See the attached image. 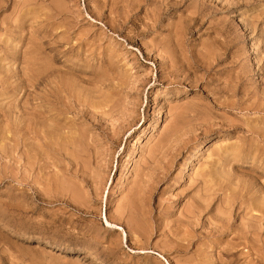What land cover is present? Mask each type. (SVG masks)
I'll use <instances>...</instances> for the list:
<instances>
[{"label":"rangeland","instance_id":"obj_1","mask_svg":"<svg viewBox=\"0 0 264 264\" xmlns=\"http://www.w3.org/2000/svg\"><path fill=\"white\" fill-rule=\"evenodd\" d=\"M262 110L264 0H0V264H264Z\"/></svg>","mask_w":264,"mask_h":264},{"label":"bare ground","instance_id":"obj_2","mask_svg":"<svg viewBox=\"0 0 264 264\" xmlns=\"http://www.w3.org/2000/svg\"><path fill=\"white\" fill-rule=\"evenodd\" d=\"M187 1V0H186ZM178 4V3H177ZM201 4V3H200ZM210 7V6H209ZM209 9H211V8H209ZM186 10V9H185ZM156 11V10H155ZM203 12V11H202ZM197 14V13H196ZM203 16V15H202ZM195 20V22H196V19H194ZM193 21V20H192ZM195 22H194V24H195ZM197 22H198V19H197ZM194 27H196V26H194ZM198 27V26H197ZM189 28V27H188ZM249 31V30H248ZM249 33H251V31H249ZM58 51V50H57ZM56 52V51H55ZM54 52V53H55ZM59 52V51H58ZM58 52H56L57 54H59L60 55V53H58ZM62 53V52H61ZM212 53V52H211ZM211 53L209 52V56H211ZM52 54H53V52H52ZM52 54H51V57H52ZM64 54H65V52H64ZM63 54V55H64ZM49 55H50V53H49ZM207 55V54H206ZM206 55H205V57H206ZM56 56V55H55ZM204 57V58H205ZM212 57H215V55L213 56L212 55ZM220 57V56H219ZM55 58V57H54ZM62 58V57H61ZM200 58H202V56L200 57ZM210 58V57H209ZM215 58H217V57H215ZM48 59H51V58H48ZM63 59V58H62ZM222 59V58H221ZM58 60V59H57ZM201 61H202V59H200ZM205 60V59H204ZM203 60V61H204ZM207 60V59H206ZM211 60V59H210ZM214 60V59H213ZM219 59L217 58L216 60H214V62L215 61H218ZM52 61V60H51ZM54 61V60H53ZM55 61H56V58H55ZM196 62H200V61H196ZM212 62V61H211ZM52 63V62H51ZM57 63V62H56ZM59 64V63H58ZM198 64H200V63H198ZM210 64V63H209ZM208 64V65H209ZM40 65V64H39ZM41 65H43L42 63H41ZM40 65V66H41ZM52 65V64H51ZM201 65V64H200ZM206 65V64H205ZM53 66H55V65H53ZM174 66V65H173ZM202 66V65H201ZM209 66H211V65H209ZM39 67V66H38ZM52 67V66H51ZM63 67V66H62ZM62 67H61V69H62ZM208 67V66H207ZM246 67V66H245ZM244 67V68H245ZM34 68V67H33ZM43 68V67H42ZM47 68V67H46ZM52 68H54V67H52ZM51 68V69H52ZM56 68H58L59 69V71H60V68L59 67H56ZM210 68V67H209ZM209 68H207V69H209ZM45 68H43V70H44ZM247 69V68H246ZM48 71L50 70L49 68L47 69ZM53 70V69H52ZM51 70V71H52ZM72 70V69H71ZM71 70H69V71H71ZM46 71V70H45ZM47 71V72H48ZM75 71V70H74ZM179 71V70H178ZM40 71L38 70V68H37V70H36V74L38 75V73H39ZM67 72V71H66ZM182 72V71H181ZM42 73V72H41ZM244 73H245V71H244ZM33 75V74H32ZM59 75H61L60 73H59ZM240 75H242V74H240ZM243 75H246V74H243ZM42 76V75H41ZM46 76V75H45ZM53 76V75H52ZM55 76V75H54ZM65 75H63V77H64ZM38 77H40V76H38ZM59 77V76H58ZM66 77V76H65ZM242 77H244V76H242ZM247 77V76H246ZM37 78V77H36ZM42 78V77H41ZM51 78V77H50ZM67 78V77H66ZM241 78V77H240ZM38 79V78H37ZM40 79V78H39ZM59 79V78H58ZM58 79H56V82L54 81H52L50 84L48 83V86L47 87H49L48 89L46 88V90H45V92L47 91L48 92V94H49V89H53L54 90V88L55 87H58V89L59 90H62V89H64V87L66 86V84H65V86H63L62 84L65 82H63V80H61V85H62V87L63 88H61V85H60V83L59 82H57V80ZM60 79H62V78H60ZM242 79V78H241ZM246 79V78H245ZM33 80V79H32ZM36 80V79H35ZM46 80H48V79H46ZM50 80H53V79H50ZM73 80V79H72ZM29 81V80H28ZM27 81V82H28ZM37 81V80H36ZM59 81V80H58ZM77 81V80H76ZM233 81H235V80H233ZM246 81V80H245ZM23 82V81H22ZM35 82V81H34ZM68 82V81H67ZM78 82V81H77ZM39 83V82H38ZM53 83V84H52ZM74 83V82H73ZM72 83V84H73ZM76 83V82H75ZM247 83V82H246ZM23 84V83H22ZM35 84V83H34ZM43 85H44V83H42ZM51 84L52 85H54V86H51ZM241 84V83H240ZM243 84V83H242ZM241 84V85H242ZM24 85H27V84H24ZM39 85H41V84H39ZM74 85V84H73ZM78 85V84H77ZM77 85H76V87H77ZM45 86L46 85H44V87L42 88V87H40V88H42V90L43 89H45ZM99 86V85H98ZM239 86V85H238ZM244 86V85H243ZM33 87V86H32ZM80 87V86H79ZM79 87H77V89L79 88ZM86 87V86H85ZM84 87V88H85ZM5 88V87H4ZM35 88H37V87H35ZM69 88V87H68ZM87 88H89V87H87ZM221 88V87H220ZM226 88V87H225ZM229 88V87H228ZM75 89V88H74ZM83 89V88H82ZM232 89V88H231ZM52 90V91H53ZM69 90H70V88H69ZM81 89H79V91H80ZM89 90V89H88ZM233 90V89H232ZM40 91V90H39ZM64 91V96H65V93H66V91H67V89H65V90H63ZM63 91H62V93H63ZM84 91H85V89H84ZM83 91V92H84ZM41 92V91H40ZM58 92V91H57ZM69 92V91H68ZM81 92H82V90H81ZM80 92V93H81ZM89 92H91L90 90H89ZM234 92V91H233ZM233 92H231V93H233ZM33 93H36V92H33ZM42 94L44 93V91L43 92H41ZM98 93V92H97ZM231 93H229V94H231ZM54 94H56L55 92H54ZM77 94H79V93H77ZM39 95H40V93H39ZM45 95V94H44ZM47 95V94H46ZM59 96H60V94H58ZM63 95V94H62ZM234 95V94H233ZM51 96V94L49 95V97ZM55 96H57V95H55ZM63 96V97H64ZM86 96V95H85ZM88 96H90V94H88ZM88 96L86 97V98H88ZM93 96H95V95H93ZM92 96V97H93ZM118 96V95H117ZM231 96V95H230ZM245 96H246V94H245ZM32 97H35V95H33ZM37 97V96H36ZM40 97H42V96H40ZM48 97V98H49ZM66 97V96H65ZM69 95H68V98L66 99V101H65V99H63L65 102H62L63 104H62V106H61V109H59V108H57V106H53L52 108L50 107V104H49V101L51 100L50 98H49V100L47 99V98H45L46 100H48V106L49 107H46V108H43L44 110H42V107H44L43 105V103L40 101L39 102V100H41L40 98H35V100H36V104H34V105H36V108L34 109V107H32L33 109H34V111H36L35 113H34V117H35V121L33 120V127H35V128H33L34 129V131H37L36 132V134L35 135H38V134H42V136L40 135L38 138L41 140V141H44V143H45V145H47L49 142L48 141H52V138L50 139V133H52V132H50L51 130L49 129V124H48V122H50V123H55V127H56V130L55 131H61L62 129H64V127H62L60 124H59V126H57L58 125V123H56V119H59L58 117L59 116H63L65 113H68V111L69 110H73L75 107H70V103L72 102L73 103V101H71V100H69ZM95 97H97V96H95ZM232 97V96H231ZM256 97V96H255ZM44 97H42V99H43ZM55 98V97H54ZM90 98V97H89ZM94 98V97H93ZM232 98H234V97H232ZM56 99V98H55ZM55 99H54V101H55ZM92 99V98H91ZM90 99V100H91ZM98 99V98H97ZM103 99V98H102ZM35 100H34V102H35ZM58 100V99H57ZM56 100V101H57ZM60 100V99H59ZM86 101L88 100V99H85ZM93 100V99H92ZM243 100V99H242ZM33 101V100H32ZM43 101V100H42ZM104 101V100H103ZM120 101V100H119ZM231 102H232V100H230ZM229 101V102H230ZM239 101H241V100H239ZM50 102H52V101H50ZM93 102L94 103H96L95 102V100H93ZM106 102V101H105ZM44 103H45V101H44ZM47 103V102H46ZM53 103V102H52ZM55 103V102H54ZM57 104H59L58 102H56ZM55 103V104H56ZM236 103V102H235ZM238 103V102H237ZM54 104V105H55ZM69 104V105H68ZM90 104V103H89ZM124 104V103H123ZM230 104H233V102L232 103H230ZM27 105H29V104H27ZM74 105H76V104H74ZM79 105V104H78ZM88 105V104H87ZM97 105V103L94 105V106H96ZM234 105V104H233ZM261 105V104H260ZM47 106V105H46ZM236 106H237V104H236ZM251 106V105H250ZM27 107V106H26ZM92 107V106H91ZM228 107H230V106H228ZM260 107V106H259ZM32 111H33V109L31 108V107H29ZM231 108H235V106H232L231 105ZM230 108V109H231ZM246 108H247V106H246ZM250 108V107H249ZM25 109V108H24ZM57 109H59V111L57 110ZM248 109V108H247ZM259 109V108H258ZM263 109V108H262ZM78 110V109H77ZM82 110H85V108L84 109H82ZM232 110V109H231ZM86 111V110H85ZM88 111V110H87ZM257 111V110H256ZM263 111V110H262ZM26 112V111H25ZM29 112V111H28ZM80 112H81V110H80ZM96 112V111H95ZM264 112V111H263ZM81 113H83V112H81ZM86 113V112H85ZM84 113V114H85ZM88 113V112H87ZM254 113V112H253ZM42 114V115H41ZM126 114V113H125ZM43 116L44 118L42 119V117L41 116ZM175 115V114H174ZM74 116V115H73ZM85 117H86V115H84ZM83 117V116H82ZM23 118V116L21 117V119ZM175 118V117H174ZM177 118V117H176ZM121 120V119H120ZM22 121H23V119H22ZM26 121V120H25ZM60 121V119L58 120V122ZM34 123H35V125H34ZM21 124V123H20ZM24 124V123H23ZM28 124V123H27ZM26 124V125H27ZM31 125H32V123H31ZM92 125V124H91ZM21 126V125H20ZM24 126V125H23ZM28 127V126H27ZM24 128V127H23ZM32 128V127H31ZM208 129V128H207ZM251 129V128H250ZM87 130V129H86ZM172 130V129H171ZM254 130V129H253ZM256 130H257V128H256ZM255 130V131H256ZM77 131H79V130H77ZM123 131V130H122ZM186 131V130H185ZM194 131V130H193ZM250 131V130H249ZM258 131V130H257ZM39 132V133H38ZM59 132H57V133H59ZM61 132H63V131H61ZM68 132V131H67ZM191 132V131H190ZM260 132V131H259ZM258 132V133H259ZM34 133V132H33ZM56 133V132H55ZM76 133H78V132H76ZM189 133V132H188ZM192 133V132H191ZM257 133V132H256ZM59 134H61V133H59ZM59 134H57V136L59 135ZM80 133H78V134H76V136L77 135H79ZM53 135H56V134H53ZM68 135V134H67ZM91 135V134H90ZM184 135H186V133L184 134ZM183 135V136H184ZM254 135H255V132H254ZM253 135V136H254ZM259 135V134H258ZM262 135V134H261ZM260 135V136H261ZM70 136V135H69ZM68 136V137H69ZM56 137V136H55ZM82 137V135L80 136V138ZM257 137V136H256ZM20 138V137H19ZM58 140H59V138H60V136H59V138L58 137H56ZM62 138V137H61ZM67 138V137H66ZM77 138V137H76ZM76 138H75V140H76ZM63 139H65V138H63ZM62 139V140H63ZM68 140H70L69 138H67ZM67 139H65V140H67ZM83 139V138H82ZM82 139H81V141H82ZM31 140V139H30ZM37 140V139H36ZM56 140V139H55ZM74 140V141H75ZM79 139L77 138V141H78ZM87 140V139H86ZM165 140V139H164ZM72 141H73V139H72ZM71 141V142H72ZM72 142V143H76V142ZM114 141V140H113ZM24 142V141H23ZM59 142H60V140H59ZM58 142V143H59ZM66 142H69V141H66ZM43 143V142H42ZM102 143V142H101ZM28 144H30V143H28ZM69 144V143H68ZM75 146H77V144H74ZM71 146H72V144H71ZM254 146V145H253ZM255 146H257V145H255ZM49 147V146H48ZM70 147V146H69ZM68 147V148H69ZM73 147V146H72ZM77 147H79V146H77ZM31 148V147H30ZM76 148V147H75ZM257 148H259V147H257ZM25 149H27V148H25ZM50 149V148H49ZM35 150V149H34ZM38 150V149H37ZM36 150V151H37ZM240 150V149H239ZM258 150V149H257ZM256 150V151H257ZM47 151V150H46ZM49 151H51V150H49ZM65 151V150H64ZM238 151V150H237ZM260 151V150H259ZM29 152V151H28ZM54 152V151H53ZM69 152V151H68ZM67 152V153H68ZM235 152V151H234ZM241 152V151H240ZM239 151H238V154L240 153ZM44 153V152H43ZM66 153V154H67ZM237 153V152H236ZM242 153V152H241ZM248 154H250L249 153V151L247 152ZM46 154V153H45ZM51 154V153H50ZM91 154V153H90ZM227 154V153H226ZM226 154H225V156H226ZM247 154V155H248ZM1 155V154H0ZM22 155H24V154H22ZM21 155V156H22ZM95 155H97L96 153H95ZM244 155H246L245 153H244ZM244 155H243V157H244ZM246 155V156H247ZM35 156V155H34ZM41 156V155H40ZM70 156H72V155H70ZM81 156V155H80ZM224 156V157H225ZM228 156V155H227ZM239 156V155H238ZM250 156V155H249ZM257 156V155H256ZM32 157V156H31ZM30 157V158H31ZM73 157V156H72ZM236 157V156H235ZM242 157V158H243ZM33 158V157H32ZM74 158H75V156H74ZM74 158H72V159H74ZM101 158V157H100ZM235 159H237V158H235ZM245 159V158H244ZM57 160V159H56ZM239 160V159H238ZM246 160V159H245ZM30 161V160H29ZM35 161H36V159H35ZM72 161V160H71ZM240 161H241V159H240ZM21 162V161H20ZM32 162V161H31ZM33 162H34V160H33ZM37 162V161H36ZM40 162H41V160H40ZM67 162V161H66ZM248 162V161H247ZM38 163V162H37ZM262 166H263V164H261ZM260 165V169H261V166ZM79 166V165H78ZM194 166H195V163H194V161L191 159L190 160V162L188 163V167H187V169H192V168H194ZM258 167V166H257ZM264 169V168H263ZM258 170H259V168H258ZM260 171H264V170H260ZM56 177V176H55ZM254 178V177H253ZM252 178V179H253ZM259 178V177H258ZM91 179V178H90ZM251 179V180H252ZM255 179V178H254ZM63 181V180H62ZM254 182H256L257 181V179L256 180H253ZM254 182H252L253 183V185L252 186H254ZM257 184V183H256ZM239 185H241V183L239 184ZM258 185V184H257ZM229 187V186H228ZM255 187V186H254ZM259 187V186H258ZM248 188V187H247ZM246 188V189H247ZM249 188H251V186L249 187ZM260 188L262 189L261 190V192L259 191L260 190ZM244 189V188H243ZM255 189V188H254ZM253 190V189H252ZM250 191V192H253V193H251L249 196H250V200H251V202H249L250 200H249V196L246 198L247 200H248V202L249 203H252V206H253V208H252V211L253 212H256L257 213V215L256 214H254V215H249L250 217H251V219H248L247 221L249 222L248 224L246 223V227H243V228H240V229H238V230H236V229H234L233 230V232H231L230 234L231 235H234L235 237L234 238H236V240L238 241H236L237 242V244H235V243H233V245L232 246H230V250H228V251H231V252H233L234 253V250H237L238 248H236V247H240L241 245H249L250 247L248 248V249H250V251L252 250V251H254V252H256V254L258 255V256H260L261 258H264V229H262V227L261 228H258L257 229V227L256 226H254L253 225V223H258V222H260L261 221V224L263 223L264 224V186H263V188L262 187H259V190L258 189H256V191ZM259 192H258V191ZM212 191V190H211ZM245 191V190H244ZM247 191H249V190H247ZM246 191V193L247 194H249L248 192ZM85 194V193H84ZM94 195V194H93ZM247 196V195H246ZM245 196V197H246ZM240 198H243V196L242 197H240ZM126 204H128V203H126ZM240 204V203H239ZM125 205V204H124ZM243 205V204H242ZM132 206V205H131ZM127 208L126 209H129V205H127L126 206ZM194 208V207H193ZM240 208H241V206H240ZM239 208V209H240ZM191 209V208H190ZM238 209V210H239ZM242 209V208H241ZM232 213V212H231ZM243 213V212H242ZM236 214V213H235ZM244 214H245V211H244ZM247 214H249V213H246L245 215H247ZM239 215V214H238ZM242 215V214H241ZM244 215V216H245ZM237 216V215H236ZM238 217V216H237ZM243 217V216H242ZM242 217H241V219H242ZM248 217V216H247ZM220 218V217H219ZM246 218V217H245ZM249 218V217H248ZM222 219V218H221ZM240 219V220H241ZM243 220V219H242ZM245 220V219H244ZM246 221V220H245ZM217 222V221H216ZM220 222V221H219ZM244 224V223H243ZM260 224V223H259ZM260 224V225H261ZM223 225H225L224 223H223ZM114 226V225H113ZM217 226H218V228H219V225L217 224ZM225 227H226V225H225ZM224 227V228H225ZM228 227V226H227ZM241 227V226H240ZM252 227H254V228H252ZM264 227V226H263ZM224 228H222V229H224ZM238 228V227H237ZM213 229V228H212ZM226 229V228H225ZM228 229V228H227ZM226 229V230H227ZM233 229V228H232ZM232 229H230V231L232 230ZM218 231V230H217ZM229 231V230H228ZM224 232H225V230H224ZM212 233V232H211ZM218 233V232H217ZM220 233V232H219ZM223 233V232H222ZM213 234V233H212ZM228 234H229V232H228ZM227 234V235H228ZM229 234V235H230ZM213 236V235H212ZM214 236H215V234H214ZM233 238V239H234ZM209 239V238H208ZM44 247V246H43ZM42 246H41V244H37L34 248H36V249H41V248H43ZM242 247H244V246H242ZM247 249V248H246ZM64 250H66V249H64ZM67 252H69L70 250H66ZM240 251V250H239ZM230 253V252H229ZM237 253H239V252H236V254ZM251 253V252H250ZM249 253V254H250ZM253 253V252H252ZM255 254V253H254ZM226 255V254H225ZM252 255V254H251ZM232 256V255H231ZM233 257H235V256H233Z\"/></svg>","mask_w":264,"mask_h":264}]
</instances>
